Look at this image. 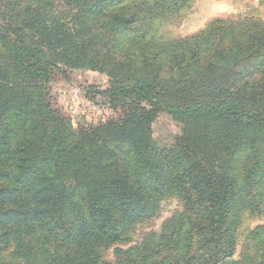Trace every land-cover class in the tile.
Masks as SVG:
<instances>
[{
	"label": "trees",
	"instance_id": "obj_1",
	"mask_svg": "<svg viewBox=\"0 0 264 264\" xmlns=\"http://www.w3.org/2000/svg\"><path fill=\"white\" fill-rule=\"evenodd\" d=\"M100 8L96 1L89 12ZM132 18L122 12L99 26L120 32ZM35 23V41L17 35L10 24L0 27L21 71L47 83L58 63L98 69L80 57L67 26L45 19ZM196 42L178 60L183 68L194 64L198 73L208 74V82H191L197 90L224 78L235 90L238 80L228 75L243 59L264 62V22L219 21ZM149 58L141 56V68L154 63ZM5 72L0 67V139L14 133L15 144L0 146V254L11 250L23 264H264V242L232 261L238 213L246 207L238 182L244 195L264 188V108L245 109L227 95L210 102L170 101L178 86L169 87L158 70L110 81L101 92L88 87L87 95L105 98L108 120L78 125L67 139L50 111L40 110L37 121L32 87L1 83ZM210 88L203 93L212 98ZM219 91L224 93L220 86ZM162 113L182 127L170 152L149 141L151 125ZM5 164L10 171L2 170ZM70 181L77 185L68 188ZM168 190L181 197L182 214L138 246L115 247L113 262L103 261L101 251L127 241L133 223L153 218L155 198ZM263 200L261 193L254 209ZM193 248L200 255L190 257Z\"/></svg>",
	"mask_w": 264,
	"mask_h": 264
},
{
	"label": "rangeland",
	"instance_id": "obj_2",
	"mask_svg": "<svg viewBox=\"0 0 264 264\" xmlns=\"http://www.w3.org/2000/svg\"><path fill=\"white\" fill-rule=\"evenodd\" d=\"M96 1L102 3V8L90 13V4ZM112 2L111 0H0V27L10 24L17 35L26 41H35V31L31 28L33 25L36 26L35 22L45 19L62 23L73 34V45L82 51L79 53L80 57L98 68L75 69L65 66L64 63H58L59 70H52L49 81L45 83L43 78L29 75L12 63L11 47L0 36V67L5 68L7 75V79L1 83L9 86L11 83L20 87H32L28 92L39 123L43 114L40 110L43 108L51 112L61 130L67 133L66 138H69L70 134L77 133L78 125L97 126L104 123L110 114L109 106L104 104L106 100L101 95H87L88 87H95L101 92L109 87L110 81H131L132 75L151 74L158 70L169 87L178 86L176 91L170 94V101L210 102L221 99L218 95H227L237 99L245 109L264 108L262 58L258 57L250 61L243 59L240 66L229 73V79L233 78L234 73L238 80L235 90L229 88L226 78L203 86L199 85L197 90L191 82L200 79L208 82V74L198 73L194 64L183 68V64L178 60L181 55L190 53L191 45L197 43L196 40H200L216 22L221 21L225 25H243L249 20L263 23L264 16L257 6L258 3H250L248 0H241L238 3L235 0H116ZM249 5L252 6L251 10L247 8ZM122 12L133 17L128 29L120 32L101 29L100 22L108 16ZM210 38L214 39V36ZM144 55L149 56L148 60L154 62L147 68H141L144 64L141 56ZM245 56L246 54L243 53L241 57ZM49 59L53 61V58L49 57ZM210 86L212 98L203 93ZM219 86L224 93L219 91ZM225 86L228 90L224 88ZM12 129L16 130V128ZM8 132L12 131L8 130ZM181 136V125L168 114L162 113L151 125L149 141L157 143L158 149L170 152L176 139ZM13 138L14 133H10L5 140L0 139V146L15 144ZM12 164H15L13 160ZM10 168V164L2 166L4 171H10ZM76 185L75 181H70L67 187L73 188ZM243 189L244 186L238 182V197L242 201V206L246 207L238 213L239 224L232 258L235 262L253 252L256 246L264 242V200L259 210L254 209V204L258 196L264 193V188L262 186L261 190H258L255 187L245 195L241 193ZM155 203L157 210L154 217L130 225L127 241L101 251L103 261L113 262L112 250L115 247L127 249L138 246L146 236L159 233L167 220L183 212V202L177 191L168 190L158 195ZM250 248L251 250L248 251ZM10 251L0 254V263H24L23 260L15 258ZM191 252L190 257L200 255L195 248Z\"/></svg>",
	"mask_w": 264,
	"mask_h": 264
},
{
	"label": "crops",
	"instance_id": "obj_3",
	"mask_svg": "<svg viewBox=\"0 0 264 264\" xmlns=\"http://www.w3.org/2000/svg\"><path fill=\"white\" fill-rule=\"evenodd\" d=\"M241 0H235V2H239ZM250 3H258L257 6L259 7V10L261 12V14L264 16V0H248ZM240 5V3H239ZM238 6V5H237ZM247 8H249L250 10L252 9V6L249 5L247 6ZM262 10V11H261Z\"/></svg>",
	"mask_w": 264,
	"mask_h": 264
}]
</instances>
